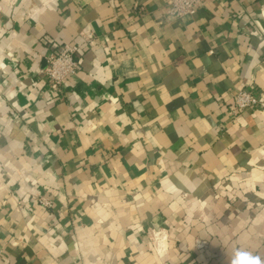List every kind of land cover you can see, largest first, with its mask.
<instances>
[{
	"label": "clouds",
	"instance_id": "9594fccd",
	"mask_svg": "<svg viewBox=\"0 0 264 264\" xmlns=\"http://www.w3.org/2000/svg\"><path fill=\"white\" fill-rule=\"evenodd\" d=\"M203 5L166 0L167 11L154 20L186 26L189 52L201 38L210 44L203 58H187L194 71L186 63L183 73L176 69L172 88L181 91L169 96L166 79L153 81L170 62L153 61L135 34L120 43L105 30L120 0H0V264H183L191 251L199 252L192 264H264V0H219L227 45L225 32L204 37L190 23ZM196 74L214 83L233 79L227 104L217 94L203 116L177 108L175 119H165L141 116L137 101L131 116L114 114L119 97L129 98L118 87L125 79L140 77L130 91L146 84L143 94L170 100L185 95L187 77ZM93 84L100 86L95 96L80 87ZM177 120L184 143L173 152L165 124ZM101 125L112 126L107 139L128 155H85L104 135ZM66 132L84 147H64ZM204 137L211 143H198ZM201 151L210 170L193 169L199 176L192 180L184 169ZM120 159L145 182L133 180Z\"/></svg>",
	"mask_w": 264,
	"mask_h": 264
},
{
	"label": "crops",
	"instance_id": "0c3cea01",
	"mask_svg": "<svg viewBox=\"0 0 264 264\" xmlns=\"http://www.w3.org/2000/svg\"><path fill=\"white\" fill-rule=\"evenodd\" d=\"M121 7L116 9L117 15L107 22L105 25V30H109V36L111 39L119 41L120 43H127L132 40L133 35L135 34L139 41L145 46L149 47L153 61L158 57L170 62L171 68L165 70L160 77L154 78L156 84H163L165 80L166 90L169 88V96H175L177 92L181 91L180 88L174 87L173 79L176 76L175 71L178 68L181 73L184 72L185 63L187 68L193 69V65L190 59H187L189 56L196 58H203L207 51L210 48V44L206 39L201 38L200 43L197 45V48L194 51L189 52L182 43L184 39L183 33L187 32L186 26L179 27H164L158 22H154L156 17H161L164 15L166 10V0H120ZM215 9V11L213 10ZM194 23L196 29L204 34V37L211 35L213 33L225 32V37L222 38L223 43L227 45V30L228 25L225 24L219 12V0H206L203 7L200 9L195 21H190ZM97 33H100V29H97ZM193 39H196V36L193 35ZM221 43V41H217ZM230 47V45H228ZM219 53L217 54V58ZM42 66H46L42 64ZM214 69L210 65L209 72H213ZM215 75L222 76L223 70ZM115 80V77H114ZM140 82V77L137 76L134 79H125L122 81L118 87L124 90V93L128 94V99H125L124 95L119 97V102L121 104L120 109H113L116 116H120L123 112H127L129 116L136 111L137 101L144 105V112L140 113L141 116H155L161 114L165 119L171 115L174 119L176 118V109H183L187 113H192L193 115L203 116L204 111L207 110V106L213 103L215 96L218 94L224 99L221 100V103L227 104L228 98L225 96L226 92H229L230 89L234 87L233 79L225 78L219 83H214L213 80H205L203 76L196 74L194 78L191 76L187 77L188 87L184 89L185 95L179 96L175 99L166 100L165 97L156 92L151 91L147 95L143 94L142 90H147L146 84H141L140 89L129 90V84H135ZM80 87L89 95L95 96L97 92L96 88L100 87L99 85L93 84L91 87L80 85ZM107 93L116 96V87H108L106 89ZM103 92V89H102ZM101 92V94H102ZM140 92L141 94H137ZM213 93V99H202V96ZM259 89H256L253 94L258 95ZM187 96V99L185 98ZM23 102V97H21ZM76 102V98H73V103ZM198 104L201 105L198 107ZM58 110L63 112L67 111L64 105L58 104ZM203 109V110H202ZM230 110V108H229ZM79 118V117H77ZM191 119V117H189ZM103 136L96 141V148H88L85 155L95 156L97 150L102 149L101 155L107 153L116 159L117 153H122L128 155L129 150L121 147L117 142L110 141L107 137H110L113 133V128L111 125H101ZM180 121L177 120L175 127H173L171 122L165 124V133L166 136L171 138L173 141L172 151L176 152L183 145V139L177 135L180 132ZM130 131V126L125 128V132ZM73 132L63 133V146L68 147L69 145L75 143L78 147L83 148L84 144L82 143L81 137L76 136L75 139ZM221 137H225V133L222 131L219 134ZM54 141H59L60 136L54 135L52 137ZM204 141L211 143L210 137H204L202 141L198 143L202 144ZM3 143V140L0 139V144ZM222 145L213 144V152L220 150ZM192 149H189L188 153L180 156V160L189 159V153ZM235 151V150H234ZM200 159H198L194 164L189 168L184 169L186 175H189V178L192 180L197 179L199 176V171H193V169L199 170L203 168L205 172L210 170L211 161L205 157V153L201 151L199 153ZM244 159V157H241ZM243 162V160H241ZM119 163L123 164L124 168L132 174L133 180H138L139 183H144V179H139L143 176V173L136 169L134 166H129V161L127 159H120ZM208 165L209 167H205ZM97 170L94 165L92 171ZM105 171H109L107 164H105ZM183 171V169H182ZM109 174H111L109 172ZM71 209V205H69ZM65 215L68 219H71L73 213L68 210L65 212ZM34 256V254H32ZM199 255L198 251H191L185 255L183 264H192V261L197 259ZM31 260V257L29 258ZM20 264H29V261L21 259ZM127 264V262H126Z\"/></svg>",
	"mask_w": 264,
	"mask_h": 264
},
{
	"label": "built area",
	"instance_id": "2783aa9c",
	"mask_svg": "<svg viewBox=\"0 0 264 264\" xmlns=\"http://www.w3.org/2000/svg\"><path fill=\"white\" fill-rule=\"evenodd\" d=\"M205 1H206V0H204V3H205ZM166 10H167V8H166ZM252 94H253V93H252ZM253 95H254V94H253Z\"/></svg>",
	"mask_w": 264,
	"mask_h": 264
}]
</instances>
